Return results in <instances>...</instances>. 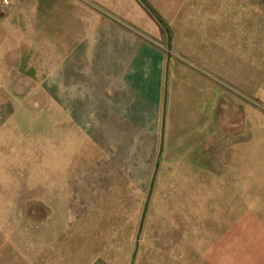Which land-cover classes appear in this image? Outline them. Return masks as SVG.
<instances>
[{"label":"crops","instance_id":"crops-1","mask_svg":"<svg viewBox=\"0 0 264 264\" xmlns=\"http://www.w3.org/2000/svg\"><path fill=\"white\" fill-rule=\"evenodd\" d=\"M132 4L0 0V131L17 144L0 159V236L10 231L30 261L74 226L85 204L121 182L147 197L161 156L167 55L153 25L137 19L142 10L135 6L132 17ZM18 102L29 119L42 112L47 127L20 120ZM225 231L250 243L251 256L243 247L236 262L264 264L260 217ZM22 260L15 251L12 261Z\"/></svg>","mask_w":264,"mask_h":264},{"label":"rangeland","instance_id":"rangeland-1","mask_svg":"<svg viewBox=\"0 0 264 264\" xmlns=\"http://www.w3.org/2000/svg\"><path fill=\"white\" fill-rule=\"evenodd\" d=\"M137 1L132 17L142 10L137 19L153 25L169 58L162 153L133 264H245L236 252L251 256L250 243L225 230L252 214L264 221V0ZM16 110L26 125L47 127L42 112ZM0 133V159H10L17 144ZM39 145L42 153L47 139ZM125 184L85 204L35 262L2 231L0 264H16L15 251L18 264H129L146 191Z\"/></svg>","mask_w":264,"mask_h":264},{"label":"water","instance_id":"water-1","mask_svg":"<svg viewBox=\"0 0 264 264\" xmlns=\"http://www.w3.org/2000/svg\"><path fill=\"white\" fill-rule=\"evenodd\" d=\"M157 19H158V21L160 23H162L161 19L158 16H157ZM166 31H168L167 28H166ZM167 34H168V32H167ZM168 58H169V55L167 54L166 66H167V63H168ZM161 151H162V145L160 144L159 149H158L157 158H159V155L161 154ZM157 167H158V164L156 163L155 166H154V169H153V175H152V179H151V183H150V188H149V191L147 193V197L145 199V202L143 204V208H142V211H141V214H140L138 227H137L135 240H134V247H133V250H132V255H131V259L129 261V264H133V262H134V257H135L136 251H137L139 235H140V231L142 229L143 221H144V218H145V214H146V210H147V206H148V201H149V196H150V190H151V186H152V183H153V178H154L155 173L157 171Z\"/></svg>","mask_w":264,"mask_h":264},{"label":"trees","instance_id":"trees-1","mask_svg":"<svg viewBox=\"0 0 264 264\" xmlns=\"http://www.w3.org/2000/svg\"><path fill=\"white\" fill-rule=\"evenodd\" d=\"M143 3H145V0H141ZM160 18V17H159Z\"/></svg>","mask_w":264,"mask_h":264},{"label":"built area","instance_id":"built-area-1","mask_svg":"<svg viewBox=\"0 0 264 264\" xmlns=\"http://www.w3.org/2000/svg\"><path fill=\"white\" fill-rule=\"evenodd\" d=\"M4 2H6V0H4Z\"/></svg>","mask_w":264,"mask_h":264}]
</instances>
